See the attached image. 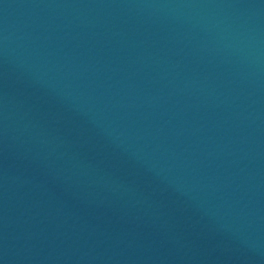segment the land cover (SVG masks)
Wrapping results in <instances>:
<instances>
[{
    "label": "water",
    "instance_id": "water-1",
    "mask_svg": "<svg viewBox=\"0 0 264 264\" xmlns=\"http://www.w3.org/2000/svg\"><path fill=\"white\" fill-rule=\"evenodd\" d=\"M0 264H264V0H0Z\"/></svg>",
    "mask_w": 264,
    "mask_h": 264
}]
</instances>
